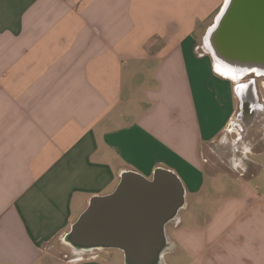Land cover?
<instances>
[{
    "label": "crops",
    "instance_id": "0c3cea01",
    "mask_svg": "<svg viewBox=\"0 0 264 264\" xmlns=\"http://www.w3.org/2000/svg\"><path fill=\"white\" fill-rule=\"evenodd\" d=\"M225 1L0 0V264H125L48 251L159 168L186 191L163 264H264L261 85L198 46Z\"/></svg>",
    "mask_w": 264,
    "mask_h": 264
},
{
    "label": "water",
    "instance_id": "95a60500",
    "mask_svg": "<svg viewBox=\"0 0 264 264\" xmlns=\"http://www.w3.org/2000/svg\"><path fill=\"white\" fill-rule=\"evenodd\" d=\"M222 64L264 73V0H226L207 35ZM180 178L159 168L152 178L122 173L116 189L91 199L65 243L76 253L116 249L125 264H163L167 227L186 204Z\"/></svg>",
    "mask_w": 264,
    "mask_h": 264
},
{
    "label": "rangeland",
    "instance_id": "374dc122",
    "mask_svg": "<svg viewBox=\"0 0 264 264\" xmlns=\"http://www.w3.org/2000/svg\"><path fill=\"white\" fill-rule=\"evenodd\" d=\"M210 27H211V23L200 30L199 37H198V46L200 48L199 49L200 52L201 51L202 52L203 51L208 52L214 58L215 66H216V69H217V65L216 64L219 63V61H218V59L216 57H214L213 52L207 46V35H208ZM217 71L219 72L218 69H217ZM223 76H225V75H223ZM227 78L233 80L232 78H230L228 76H227ZM244 79H246V80L255 79L257 81L258 85H261L260 86V95L262 97L264 96V85H263V83H264V73L262 75V73L258 74L256 71H251V72H249V74H246L244 76ZM48 252H50V254L52 256V257L51 256L50 257H51L53 262L54 261L58 262V261H62V260H70V259L76 258V256H75L76 252L70 246H68V244L66 245L65 243H62V242L56 243L55 245L51 246L49 248ZM106 253H109V254L112 253V254L119 255L120 259H119V262L117 261L118 263L123 262L125 260L124 253L119 251V250L110 249V250H107ZM112 258H113V261L115 262V257H112Z\"/></svg>",
    "mask_w": 264,
    "mask_h": 264
},
{
    "label": "bare ground",
    "instance_id": "6f19581e",
    "mask_svg": "<svg viewBox=\"0 0 264 264\" xmlns=\"http://www.w3.org/2000/svg\"><path fill=\"white\" fill-rule=\"evenodd\" d=\"M216 65H217V69L221 74L228 76L234 80H238V79L240 80V78H244L246 74H249V72H251V71L248 72L246 70H241L238 68H232L231 66L227 64H222L221 62L217 63ZM257 73L260 74L262 73V71H257Z\"/></svg>",
    "mask_w": 264,
    "mask_h": 264
}]
</instances>
